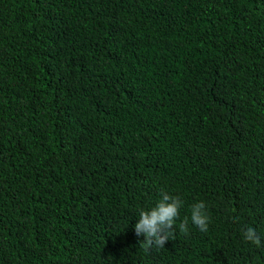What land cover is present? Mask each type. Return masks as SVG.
<instances>
[{
	"label": "trees",
	"instance_id": "16d2710c",
	"mask_svg": "<svg viewBox=\"0 0 264 264\" xmlns=\"http://www.w3.org/2000/svg\"><path fill=\"white\" fill-rule=\"evenodd\" d=\"M0 264H264V0H0Z\"/></svg>",
	"mask_w": 264,
	"mask_h": 264
},
{
	"label": "clouds",
	"instance_id": "9594fccd",
	"mask_svg": "<svg viewBox=\"0 0 264 264\" xmlns=\"http://www.w3.org/2000/svg\"><path fill=\"white\" fill-rule=\"evenodd\" d=\"M159 200L150 209L141 208L138 210V221L134 225L136 236H143L142 245L146 249L164 248V245L175 238L176 221L179 218L183 201L179 196L169 194L166 190H161ZM189 219L191 224L201 232L208 230L210 217L207 213L204 202H196L190 208V217H185L178 225L181 233L187 234ZM246 242L260 246L262 240L257 231L248 226L242 231Z\"/></svg>",
	"mask_w": 264,
	"mask_h": 264
}]
</instances>
